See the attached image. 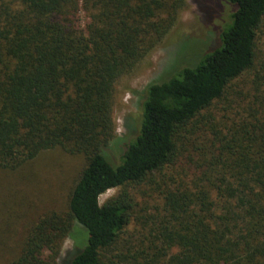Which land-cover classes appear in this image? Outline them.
Returning a JSON list of instances; mask_svg holds the SVG:
<instances>
[{
    "label": "trees",
    "instance_id": "16d2710c",
    "mask_svg": "<svg viewBox=\"0 0 264 264\" xmlns=\"http://www.w3.org/2000/svg\"><path fill=\"white\" fill-rule=\"evenodd\" d=\"M225 1L235 7L219 45L146 85L138 133L110 158L117 82L186 0H0L10 198H26L17 187L36 183L42 152L81 160L4 228L0 264H56L67 237L68 264H264V0Z\"/></svg>",
    "mask_w": 264,
    "mask_h": 264
},
{
    "label": "rangeland",
    "instance_id": "374dc122",
    "mask_svg": "<svg viewBox=\"0 0 264 264\" xmlns=\"http://www.w3.org/2000/svg\"><path fill=\"white\" fill-rule=\"evenodd\" d=\"M232 6L235 7L225 0H186L175 26L162 43L129 74L119 78L113 106L115 139L108 148L110 158L117 157L122 152L124 143L133 139L138 133L142 113L141 102L146 85L165 78L168 72L174 75L177 69L194 64L203 53L219 45L221 31L231 22ZM80 18L83 26L86 23L83 13ZM259 47H264V26ZM80 161L79 157L68 156L58 148L42 152L32 162V166L30 165L32 173L36 175V183L22 181L17 187V190L24 189L23 194H26V198L20 201L18 199L14 201L8 194L13 193L12 184L15 180L11 179L10 174L0 170V247L3 245L4 228L10 223L21 225L22 217L34 213L35 206L32 202L36 190L40 188L46 191L52 190L55 179L62 182L69 181L76 174ZM117 190V188L109 189L100 195L99 203H104ZM59 195L61 197L60 193ZM30 199L32 202L28 204ZM75 246V240L67 237L62 243L56 264H68ZM0 255L2 256L1 249Z\"/></svg>",
    "mask_w": 264,
    "mask_h": 264
}]
</instances>
